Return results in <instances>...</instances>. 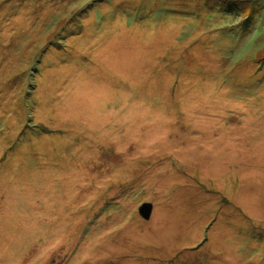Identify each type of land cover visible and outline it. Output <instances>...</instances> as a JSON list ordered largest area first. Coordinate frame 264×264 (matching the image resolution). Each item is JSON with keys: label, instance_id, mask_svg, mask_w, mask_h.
<instances>
[{"label": "rangeland", "instance_id": "rangeland-1", "mask_svg": "<svg viewBox=\"0 0 264 264\" xmlns=\"http://www.w3.org/2000/svg\"><path fill=\"white\" fill-rule=\"evenodd\" d=\"M0 264H264V0H0Z\"/></svg>", "mask_w": 264, "mask_h": 264}, {"label": "bare ground", "instance_id": "bare-ground-1", "mask_svg": "<svg viewBox=\"0 0 264 264\" xmlns=\"http://www.w3.org/2000/svg\"><path fill=\"white\" fill-rule=\"evenodd\" d=\"M122 40H123V39H122ZM131 40L133 41V39H131ZM124 41H125V40H124ZM130 42H131V41H130ZM113 45H114V44H112V45H109V44H108V45L106 46L107 49H105L106 47H104V48H103L104 51L101 50V51L104 53V54H102V55H105V56L108 55V57H109V55H110L109 52H110V51H107V50H109V49H108V46H109L110 48H112L111 46H113ZM103 46H104V45H103ZM105 50L108 52L107 54H106V51H105ZM110 50H111L110 53L113 52V53H115V55H117L118 52H117L116 48H115V51H114V48H113V51H112V49H110ZM118 50H119V47H118ZM120 51H121V52H120ZM116 52H117V53H116ZM113 53L111 54L112 56H113ZM120 53H121L120 57H122V55H124V58L122 57V60H121L120 57H118V55H117V58H119V60H121V61H123V59L126 60V61L124 60L125 62L123 61L124 64L120 61L121 64L123 65V67H120V69L123 68V69L126 70V68L131 67L133 64H130L128 58H125V57H127V55H126V54H123L124 51H123V53H122V49L119 50V54H120ZM127 53H128V55H129L128 57L130 58V56H132V55H130L129 52H127ZM131 53L133 54V52H131ZM125 55H126V56H125ZM105 56H104V57H105ZM133 56H134V55H133ZM102 57H103V56H102ZM108 57H105L106 60L108 59ZM109 58H110L111 60L114 58L113 60H115V61L118 63V60H117V58H116L115 56H114V57H109ZM134 58H135V56H134ZM134 58L131 57V59H134ZM110 59H108V60H109V63H107L108 60H107V62H105V61H104L105 59L103 58V61H104V62L102 61V63L109 64V65H107V66L110 67V63H112ZM131 59H130V60H131ZM98 61H99V60H98ZM98 61H97V62H98ZM115 61H113V63H114ZM133 61L135 62V59H134ZM133 61H132V62H133ZM116 62H115V63H116ZM120 62H119L118 64H116V65H120ZM127 62H128V63H127ZM134 62H133V63H134ZM99 63H100V66H101V60L99 61ZM99 63H98V64H99ZM113 63H112V65H113V67L115 68L116 65L114 66L115 63H114V64H113ZM126 64H130V66H129V65H126ZM122 65H121V66H122ZM124 66H127V67L125 68ZM104 67H105V65H104ZM104 67H102L101 72H102V70L104 69ZM114 68H112V66L110 67L111 70L113 69V72H115V69H114ZM116 68H118V66H116ZM131 68H132V67H131ZM118 69H119V68H118ZM133 69H134V67H133ZM133 69H132V70H133ZM116 70H117V69H116ZM127 70H129V69H127ZM127 70H126V71H127ZM132 70H131V71H132ZM104 71H105V73H106L107 70L104 69ZM108 71H109V69H108ZM108 71H107V73H108ZM120 72H121V71H120ZM120 72H117L119 76H120ZM110 73L113 74L112 71H111ZM117 73H116V74H117ZM103 75H104V73H103ZM105 75H107V74H105ZM108 76L111 77V76L109 75V73H108ZM106 77H107V76H106ZM114 77H115V76H114ZM114 77H113V78H114ZM111 78H112V77H111ZM208 168H211V167H208ZM202 170H203V169H202Z\"/></svg>", "mask_w": 264, "mask_h": 264}, {"label": "water", "instance_id": "water-1", "mask_svg": "<svg viewBox=\"0 0 264 264\" xmlns=\"http://www.w3.org/2000/svg\"><path fill=\"white\" fill-rule=\"evenodd\" d=\"M151 212L152 205L150 203H142L138 208V214L144 220H148L150 218Z\"/></svg>", "mask_w": 264, "mask_h": 264}]
</instances>
